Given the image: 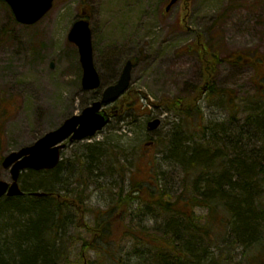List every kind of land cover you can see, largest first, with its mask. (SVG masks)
<instances>
[{"label":"rangeland","instance_id":"obj_1","mask_svg":"<svg viewBox=\"0 0 264 264\" xmlns=\"http://www.w3.org/2000/svg\"><path fill=\"white\" fill-rule=\"evenodd\" d=\"M168 2L54 0L53 8L33 25L14 22L10 8L0 2V103L5 105L6 111L3 154L33 144L69 116L80 113L97 100L93 99L94 91H103L115 82L126 61L131 59L134 67L130 87L143 92L144 97L138 104L148 109V113L141 110L117 113L110 124L91 139L69 142L62 158H72L80 143L106 140L118 147L116 154L128 165L126 174L132 168L141 170L142 177L148 176L149 161L155 155L163 169L174 171L175 165L170 162V167L169 162H165L163 152L158 151L160 148L157 150L154 144L147 143L151 141L150 136L164 139L180 122L175 110L156 107L154 103L164 97L190 100L205 83V63L196 42L202 46L212 44V48L207 49L209 59L214 61V91L219 88L225 93L235 92L234 102L239 106L237 116L244 120V103L248 96L257 92L264 98V66L257 70L253 63L234 64L225 58L233 53L243 54L245 58L252 57L249 51L264 53V0H191L188 10L185 1L180 0L166 11ZM83 12L90 22L94 62L102 81L100 88L91 91L83 87L79 48L68 38ZM209 91H204L198 100L205 122L229 120L233 104L223 95L221 98L220 94ZM155 118L162 119L161 126L148 131V121ZM140 144L144 147L143 157L134 158L131 152ZM0 178L10 182V169L1 166ZM123 180L127 184L126 175L116 170L110 174L99 172L91 180L84 197L83 213L72 208L75 220H68L63 227L71 254L78 256L81 251V244L73 239L75 235L80 237L82 233L92 241L94 235L90 229L99 228L93 211L110 209L107 206L117 201ZM132 211L142 209L134 207ZM144 218L146 227L154 225V218L149 215ZM116 225H113L114 235L101 236L118 247L115 258L106 260L111 248L99 253L101 244L94 243L80 264H96V261L97 264L101 261L134 264L135 260L127 256V252L133 250V236L125 232V227Z\"/></svg>","mask_w":264,"mask_h":264},{"label":"trees","instance_id":"obj_2","mask_svg":"<svg viewBox=\"0 0 264 264\" xmlns=\"http://www.w3.org/2000/svg\"><path fill=\"white\" fill-rule=\"evenodd\" d=\"M0 2L10 8L5 0ZM12 20L15 22L13 14ZM195 46L201 48L205 63V84L211 82L206 91L229 99L233 104L231 118L205 122L198 105L203 84L190 100L164 97L154 103L175 110L180 118L164 139L149 137L163 152L165 162L175 165L174 171L163 169L155 155L149 161L148 176L142 177L141 170L131 167L126 174L128 165L116 154L118 147L106 140L80 143L72 158L62 159L53 169L24 171L20 182L25 193L0 199V264H80L94 243L101 244L99 251L94 247L99 253L111 248L105 258L113 260L118 247L101 236L111 235L114 224L133 236V250L127 256L134 264H264V98L257 92L248 96L242 120L237 116L235 92L233 96L223 89L214 91V61L207 49L212 44L196 42ZM248 53H252L251 58L233 53L225 59L234 64L253 63L257 70L264 66V53ZM100 93L94 91L93 99ZM142 94L130 87L111 108L112 117L124 110L148 113L138 104ZM4 106L0 103V167ZM143 149L140 144L131 155L142 158ZM114 170L125 174L127 180V184L124 180L120 184L117 204L97 217L100 229H90L94 235L91 242L82 233L73 237L81 244V251L78 256L71 254L63 232L65 223L75 220L71 209L83 213L91 180L99 172L110 174ZM34 191L47 194L33 196ZM134 207L142 211H132ZM148 215L155 220L152 227L143 224ZM104 220L105 230L100 225ZM62 244L64 253L60 251Z\"/></svg>","mask_w":264,"mask_h":264},{"label":"water","instance_id":"obj_3","mask_svg":"<svg viewBox=\"0 0 264 264\" xmlns=\"http://www.w3.org/2000/svg\"><path fill=\"white\" fill-rule=\"evenodd\" d=\"M178 0H170L166 7L169 11ZM19 23L32 25L41 20L53 7L54 0H6ZM68 38L79 48L80 61L83 67V87L85 90H96L102 85L101 76L95 66L92 30L90 22L81 18L77 20ZM133 60H127L117 82L110 84L102 91L99 100L85 107L80 113L69 116L57 128L47 131L33 144L5 154L2 166L10 169V182L0 178V199L7 196H19L24 193L20 185V176L28 169H53L61 160V151L67 146L66 140L79 141L93 137L103 130L111 121L106 106L119 99L130 87ZM161 118L147 123L149 131L158 129ZM46 192L34 191L32 195L44 196Z\"/></svg>","mask_w":264,"mask_h":264},{"label":"flooded vegetation","instance_id":"obj_4","mask_svg":"<svg viewBox=\"0 0 264 264\" xmlns=\"http://www.w3.org/2000/svg\"><path fill=\"white\" fill-rule=\"evenodd\" d=\"M185 2V8L188 10L189 9V7H190V1L191 0H184ZM185 21V20H184ZM186 22V21H185ZM185 26H186V24H185ZM187 27V26H186ZM217 64H218V58H217ZM112 204H115V203H117V201H112L111 202ZM112 204H110V205H112ZM107 207H109V206H107ZM107 211H109V209H107L106 208V210H101V211H93V214H94V216H95V218L96 217H99V216H102V215H104V213H106ZM96 213V214H95ZM105 221H107V220H104V222L103 223H101L100 225H101V228L104 230V228L106 227V225H105ZM96 228V227H95ZM95 228H93V229H95ZM99 229H100V227H99Z\"/></svg>","mask_w":264,"mask_h":264},{"label":"bare ground","instance_id":"obj_5","mask_svg":"<svg viewBox=\"0 0 264 264\" xmlns=\"http://www.w3.org/2000/svg\"><path fill=\"white\" fill-rule=\"evenodd\" d=\"M64 250H65V246H64V244L60 245V251H61L62 253H64Z\"/></svg>","mask_w":264,"mask_h":264}]
</instances>
